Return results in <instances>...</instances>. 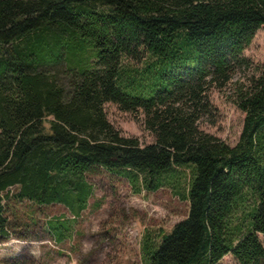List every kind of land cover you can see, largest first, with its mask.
<instances>
[{"label":"trees","instance_id":"1","mask_svg":"<svg viewBox=\"0 0 264 264\" xmlns=\"http://www.w3.org/2000/svg\"><path fill=\"white\" fill-rule=\"evenodd\" d=\"M263 24L264 0H0V236L14 201L80 211L98 168L145 171L156 186L187 167L188 211L144 241L146 264L227 253L264 264V63L244 53ZM243 68L233 99L244 122L230 144L199 123L213 114L212 87ZM108 101L141 111L151 143L123 135ZM49 221L64 238L68 225Z\"/></svg>","mask_w":264,"mask_h":264},{"label":"rangeland","instance_id":"2","mask_svg":"<svg viewBox=\"0 0 264 264\" xmlns=\"http://www.w3.org/2000/svg\"><path fill=\"white\" fill-rule=\"evenodd\" d=\"M245 47V55L255 63H264V24ZM224 89L212 87L211 115L199 126L235 144L239 140L245 112L233 99L235 84L246 81L250 70L240 69ZM65 76V72H63ZM107 117L123 135L136 136L151 143L154 134L145 128L141 111L124 110L105 102ZM180 181L171 177L150 185L145 171L98 168L89 172L86 182L92 190L83 208L75 212L62 202L39 205L30 200L14 201L9 207L11 232L0 236V261L13 259L18 264H146L144 241L157 240L160 231L170 228L188 211L183 189L190 179L187 167H178ZM14 188V187H13ZM35 211V221L29 214ZM68 225L66 236L59 239L50 229L49 220ZM28 221V222H27ZM264 244V233H260ZM217 264H240L233 254H225Z\"/></svg>","mask_w":264,"mask_h":264}]
</instances>
